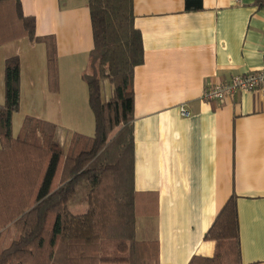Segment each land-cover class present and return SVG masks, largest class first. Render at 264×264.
I'll return each mask as SVG.
<instances>
[{"label":"crops","instance_id":"crops-1","mask_svg":"<svg viewBox=\"0 0 264 264\" xmlns=\"http://www.w3.org/2000/svg\"><path fill=\"white\" fill-rule=\"evenodd\" d=\"M21 4L36 20V36L56 40L59 87L51 90L44 43L28 37L5 42L0 105L5 61L17 56L21 105L13 137L33 118L55 125L67 151L74 134H95L83 80L94 46L89 0ZM133 14L144 46V62L134 73L135 190L139 208L153 213L137 217V240L158 243L159 264L213 257L216 245L206 235L234 197L242 264H264V90L236 92L223 104L203 100L205 89L263 68L264 6L258 0H203L201 10L187 12L185 0H133ZM112 93L103 81V100ZM69 210L84 214L87 208ZM17 236L15 226L7 227L2 247Z\"/></svg>","mask_w":264,"mask_h":264},{"label":"trees","instance_id":"trees-1","mask_svg":"<svg viewBox=\"0 0 264 264\" xmlns=\"http://www.w3.org/2000/svg\"><path fill=\"white\" fill-rule=\"evenodd\" d=\"M264 6V0H258ZM187 12L203 0H185ZM93 49L83 80L95 118V134H74L66 151L57 127L27 118L13 137V116L21 105V62L5 61V102L0 105V264H159L157 242H139L135 190L134 73L144 62L141 33L135 28L133 0H89ZM28 37L47 48L49 82L59 87L54 37H37L36 20L26 17L21 0H0V44ZM113 93L102 98V82ZM84 205V214L71 206ZM145 206V204H144ZM18 236L3 248L9 226ZM213 257L189 264H242L236 199L231 197L206 235ZM117 256H109L114 247Z\"/></svg>","mask_w":264,"mask_h":264},{"label":"built area","instance_id":"built-area-1","mask_svg":"<svg viewBox=\"0 0 264 264\" xmlns=\"http://www.w3.org/2000/svg\"><path fill=\"white\" fill-rule=\"evenodd\" d=\"M264 90V66L256 72L235 76L231 81L218 83L203 92V100L215 101L223 104L228 98L233 97L236 92H256ZM183 116L189 115L184 108L181 109Z\"/></svg>","mask_w":264,"mask_h":264},{"label":"rangeland","instance_id":"rangeland-1","mask_svg":"<svg viewBox=\"0 0 264 264\" xmlns=\"http://www.w3.org/2000/svg\"><path fill=\"white\" fill-rule=\"evenodd\" d=\"M93 134L94 133H92L91 135H86V134H83V135H85V136H87V137H91V136H93ZM147 216V215H146ZM148 216H153V215H148ZM137 219V218H136ZM108 255L109 256H117L118 255V252H117V250H116V248H115V244H114V247H111V248H109V253H108Z\"/></svg>","mask_w":264,"mask_h":264}]
</instances>
